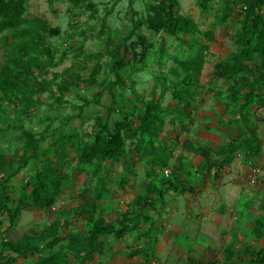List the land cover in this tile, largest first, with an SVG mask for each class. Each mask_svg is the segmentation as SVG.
I'll return each mask as SVG.
<instances>
[{
    "label": "rangeland",
    "instance_id": "obj_1",
    "mask_svg": "<svg viewBox=\"0 0 264 264\" xmlns=\"http://www.w3.org/2000/svg\"><path fill=\"white\" fill-rule=\"evenodd\" d=\"M19 1L21 14L7 17L14 26L0 30V71L15 56L25 62L20 83L0 92V184L19 211L13 228L0 216V256L13 241L38 248L13 264L63 255L65 264H145L148 252L149 264H252L264 249V108L244 105L246 72L238 66L260 65L261 57L238 53L255 44L243 27V7L255 0H177L172 11L195 27L176 35L150 29L168 9L164 0ZM121 57L128 65L117 71ZM85 102L92 104L81 113ZM147 102L160 106L153 135L138 130ZM107 121L127 128L124 158L81 163L77 150ZM15 126L45 138L40 159L48 152L58 166L50 209L19 202L40 163ZM53 133L58 144L74 136L63 153ZM239 136L253 138L257 151L238 150L229 165L203 176L191 144L222 151ZM89 203L91 215L83 211ZM126 214L136 228L122 240L86 239L98 219L116 225Z\"/></svg>",
    "mask_w": 264,
    "mask_h": 264
},
{
    "label": "trees",
    "instance_id": "obj_2",
    "mask_svg": "<svg viewBox=\"0 0 264 264\" xmlns=\"http://www.w3.org/2000/svg\"><path fill=\"white\" fill-rule=\"evenodd\" d=\"M16 1V2H15ZM87 1V0H79ZM168 4V9H165L164 17L154 21L150 24V29L154 32L164 31L170 35H176L178 33H188L191 32L195 25L192 20L186 16L180 15L177 11L173 12V7H179V2L177 0H164ZM207 1V0H205ZM10 2V4H8ZM252 5H258L262 9V13L255 11V7ZM244 20L243 27L246 28L250 34L254 36L255 44L251 48L250 46H245L244 49L239 51V55L243 56L245 59H252V52L257 53L261 57V64L249 67L248 65L241 62L238 66L239 71H243L245 74L239 78L240 85L246 90L244 95V105L246 107L251 106L254 103H260V106L264 108V0H255L253 4H248L244 6ZM243 7V8H244ZM17 11V15H20L23 11L21 2L17 0H0V16L5 17L0 23V30L6 28L7 26H14L10 18H7L11 14ZM128 65L126 58H117L114 69L117 71L124 69ZM25 62L23 58L15 56L13 58V66H5L0 71V92L7 94L13 87L20 83V79L24 75ZM201 64L195 62L192 64V71L197 75L200 73ZM116 71V76H117ZM220 76H226L223 73ZM249 75H253L249 77ZM120 78L118 77V80ZM180 90L176 91V96L181 97L182 100L185 98L180 96ZM92 104V102H85L79 107L80 112L83 113L85 108ZM189 107V104H185ZM160 106L154 102H147L145 104V109L142 114L137 116L138 120V130L147 135H153L155 125L160 122L159 118ZM81 115V114H80ZM262 122H264V118ZM160 130L161 128L157 126ZM22 132L27 140L28 146L32 152V160L35 163H40V168H38L36 176L33 177L30 187V192H27L26 188L23 189V193L19 198L21 205H31L37 209H50L57 199V193L59 188V182L54 178L58 175L59 170L53 158L49 156L48 152L43 153V157L40 159V153H42V143L46 141L45 138H40L38 134H34L31 131H27L24 127H17ZM127 128L123 123H116L111 127L109 121L102 124L101 129L95 134L94 141L92 144H85V149L77 150L79 154V159L81 163H92L93 161H120L124 158L126 154V144L125 139L122 135ZM156 131V129H155ZM53 138V145H59L64 150H60L61 153L65 151V147L69 145L74 136L69 135L64 138L58 144L56 137L51 134ZM241 149H246L250 153H255L257 151V146L253 138H244L242 136L237 137L231 141L228 146L222 151H216L209 147L191 144L190 151L198 154L203 161L199 164V170L202 175H206L212 170L222 169L224 166L229 165L233 159L235 152ZM59 153V152H58ZM60 153V154H61ZM62 159V158H61ZM62 161V160H60ZM2 168L0 166V175ZM2 183V182H1ZM2 190L0 191V216H8L9 227L13 228L16 220L19 216V211L12 209L10 207V197L7 195L4 183L0 184ZM143 199V198H142ZM147 203V201H145ZM147 205H150L149 203ZM140 206V204H139ZM95 204L89 203L83 206V211L86 214H92L95 211ZM129 215L126 214L122 220H120L116 225L112 223H106L101 219L95 221L86 239L91 241V245H94V240L99 236L113 237L114 240L120 241L125 235L130 233L136 228V225L130 226ZM156 227H152V232H155ZM49 238V236H46ZM46 237L42 241L46 240ZM56 242L53 241L49 245L53 246ZM7 254L0 256V264H13L18 258L24 257L32 252H37L36 248L31 243L25 242H13L9 241L6 244ZM137 254L136 252L134 255ZM133 255V254H132ZM150 252H148V257L145 264L150 262ZM62 256V255H61ZM63 258L57 259L56 257L48 256L41 258L39 264H65L67 257L65 255ZM252 264H264V249L259 253L254 255Z\"/></svg>",
    "mask_w": 264,
    "mask_h": 264
},
{
    "label": "built area",
    "instance_id": "obj_3",
    "mask_svg": "<svg viewBox=\"0 0 264 264\" xmlns=\"http://www.w3.org/2000/svg\"><path fill=\"white\" fill-rule=\"evenodd\" d=\"M244 9H245V7H244ZM259 175H260V169L259 168H254L252 170V173H251V176H250L251 177V181L253 183H255L257 181Z\"/></svg>",
    "mask_w": 264,
    "mask_h": 264
}]
</instances>
